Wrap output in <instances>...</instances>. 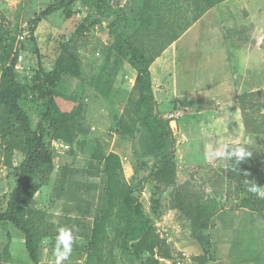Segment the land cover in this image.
<instances>
[{"label": "rangeland", "instance_id": "rangeland-1", "mask_svg": "<svg viewBox=\"0 0 264 264\" xmlns=\"http://www.w3.org/2000/svg\"><path fill=\"white\" fill-rule=\"evenodd\" d=\"M109 1L112 8L124 9L130 16L141 8L140 0ZM50 3L0 0V25L21 35L30 31L29 21H34ZM75 12L76 17L71 20L60 12L45 18L36 31V42L30 41L31 36L24 40L25 64L37 67L41 62L51 70L59 42L76 33L77 22L87 17L102 21L78 37L83 79L65 78L59 88L66 96L60 99L63 111L75 109L70 100L83 103L85 132L77 133L70 146L62 140H48L55 153L54 171L28 207L41 210L46 223L73 228L77 233L73 247L84 248L83 235L93 226L106 183L99 161L88 153L116 152L121 157L126 182L136 188L159 237L155 253L162 264H174L180 257H184V264H255L245 262L241 253L231 247L237 236L235 230L244 226L259 228L263 220L241 206L247 195L231 178L230 161L215 157L213 152L223 144L230 148L239 146L247 138L250 143L245 147L252 154L245 161L264 156V133L260 129L264 119V0H227L206 13L156 60L159 62L152 80L158 111L171 120L176 138L175 189L187 187L202 199H214L225 212L214 219L210 251L192 237L182 213L171 207L174 188L161 198L158 213L152 209L154 184L148 177L155 160L139 162L135 153L138 141L118 132L121 117L131 120L139 97L134 88L137 72L127 61L123 62L110 98L92 88L95 77L112 71L117 63L108 46L112 17L100 16L81 4L75 6ZM24 106L37 129L44 107L30 100ZM23 158L16 152L13 167H18ZM16 184L14 169L7 166L1 148L0 213L6 210ZM115 236L114 229H110L104 247L108 264H140L122 253ZM49 243L48 240L42 249V264H52L54 260ZM86 259L74 251L66 264H86ZM0 264H32L24 234L11 223L0 224Z\"/></svg>", "mask_w": 264, "mask_h": 264}, {"label": "trees", "instance_id": "trees-1", "mask_svg": "<svg viewBox=\"0 0 264 264\" xmlns=\"http://www.w3.org/2000/svg\"><path fill=\"white\" fill-rule=\"evenodd\" d=\"M50 1L47 9L34 21H29L32 43L36 42V31L45 18L60 12L66 20H71L76 17L77 4L94 9L108 19L112 17L108 46L110 53L116 55L117 63L112 71H103L95 77L91 87L104 98H110L118 67L127 61L135 68L134 88L139 97L131 120L121 117L118 132L138 141L135 153L139 162L147 158L155 160L148 177L154 184V212H159L163 195L174 188L171 207L182 213L189 222L192 237L210 251L214 219L221 218L225 212L219 209V203L214 199H202L187 187L175 189L178 174L176 138L171 120L158 111L151 66L206 13L227 0H140L141 8L133 16L124 9L112 8L109 0ZM100 22L101 19L90 20L88 17L77 22L76 33L59 42L53 68L47 70L39 62L37 67H31L30 77L16 70L18 57L26 50L25 42H18L20 35L17 32L0 25V149H4L6 164L14 169L17 177L7 208L0 213V224L11 223L24 234L32 264H42L44 244L49 240L52 251L57 228L66 226L46 223L44 213L30 209L28 204L54 171L55 153L48 140H62L70 146L77 133L85 132L81 118L83 103L70 100L71 108L75 109L63 111L60 99H66V96L59 88L65 78L83 79L78 37H83L89 28ZM29 100L45 109L37 129L33 128L31 116L24 106ZM260 129L264 133V119ZM16 152L24 158L14 168ZM88 155L99 161L106 183L93 226L83 235L86 245L84 248L73 247V252L79 251L81 256H86V264H108L104 247L110 229H114L123 254L140 264H162L155 253L159 237L136 188L124 178L120 155L116 152L98 154L94 150ZM229 167L231 178L238 181V186L247 195L241 206L263 220L259 228L244 226L242 230H235L237 236L231 249L241 253L245 262L264 264V192L252 194L245 185V180L249 179L264 189V156L244 160L239 165L230 161ZM73 232L77 235L74 229Z\"/></svg>", "mask_w": 264, "mask_h": 264}, {"label": "clouds", "instance_id": "clouds-1", "mask_svg": "<svg viewBox=\"0 0 264 264\" xmlns=\"http://www.w3.org/2000/svg\"><path fill=\"white\" fill-rule=\"evenodd\" d=\"M248 143H250V140L246 138L243 141V144L236 147L230 148L228 144H223L213 152V155L229 161H235V163L239 165L252 154L248 151L247 147H245ZM245 185L247 187V191L252 194L259 195L264 192V189L257 185L253 180L246 179ZM74 240L75 236L73 228L66 226H60L57 228L55 245L52 248V256L54 257L52 264H66V262L70 260L73 252Z\"/></svg>", "mask_w": 264, "mask_h": 264}, {"label": "built area", "instance_id": "built-area-1", "mask_svg": "<svg viewBox=\"0 0 264 264\" xmlns=\"http://www.w3.org/2000/svg\"><path fill=\"white\" fill-rule=\"evenodd\" d=\"M26 36L30 37V31H26L25 33H22L19 38H18V42L20 41H24L26 39ZM25 57L24 55L21 53L18 57V61L16 63V70L18 72H20L21 74L30 77L32 69L30 66L25 64ZM184 257H180L177 258L176 261L174 262V264H184ZM171 264V263H170Z\"/></svg>", "mask_w": 264, "mask_h": 264}, {"label": "crops", "instance_id": "crops-1", "mask_svg": "<svg viewBox=\"0 0 264 264\" xmlns=\"http://www.w3.org/2000/svg\"><path fill=\"white\" fill-rule=\"evenodd\" d=\"M158 59H159V58H158ZM158 62H159V61H157V62L155 61V62L152 64V66H151L152 79H153V77H154L155 70H156V68H155L156 66H155V65H156ZM162 64H163V63H161V66H162ZM163 74L165 75V73H163Z\"/></svg>", "mask_w": 264, "mask_h": 264}]
</instances>
